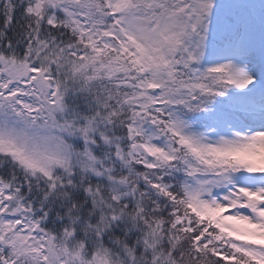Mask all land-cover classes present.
<instances>
[{
    "label": "snow or ice",
    "instance_id": "snow-or-ice-1",
    "mask_svg": "<svg viewBox=\"0 0 264 264\" xmlns=\"http://www.w3.org/2000/svg\"><path fill=\"white\" fill-rule=\"evenodd\" d=\"M0 264H264V0H0Z\"/></svg>",
    "mask_w": 264,
    "mask_h": 264
}]
</instances>
